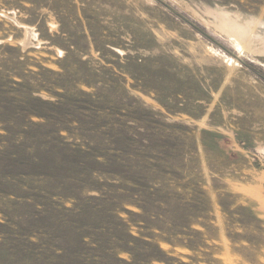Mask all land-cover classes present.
<instances>
[{"label":"rangeland","instance_id":"1","mask_svg":"<svg viewBox=\"0 0 264 264\" xmlns=\"http://www.w3.org/2000/svg\"><path fill=\"white\" fill-rule=\"evenodd\" d=\"M0 264H264V0H0Z\"/></svg>","mask_w":264,"mask_h":264}]
</instances>
